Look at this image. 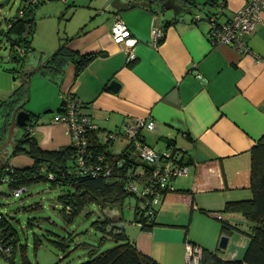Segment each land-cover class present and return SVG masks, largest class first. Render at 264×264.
I'll list each match as a JSON object with an SVG mask.
<instances>
[{
	"label": "crops",
	"instance_id": "obj_1",
	"mask_svg": "<svg viewBox=\"0 0 264 264\" xmlns=\"http://www.w3.org/2000/svg\"><path fill=\"white\" fill-rule=\"evenodd\" d=\"M175 1L101 0L99 16L63 40L69 50L101 54L76 76L71 63L54 81L34 73L56 92L57 99L52 95V103L45 105L55 106L54 113L60 95L71 94L96 125L99 138L133 119H150L154 127L140 130L142 140L150 147L159 143L158 152L171 144L186 161L185 173L169 181L150 230L121 214L123 232L137 252L159 264H184L185 243H190L215 251L222 260H240L251 223L225 206L251 198L249 150L264 127V8L251 31L241 34L247 51L239 53L229 45L211 43L207 22L192 20L199 11ZM222 2L217 22L248 0ZM112 13L120 15L130 32V61L126 47L110 39ZM154 26L163 30L156 45L151 43ZM111 80L118 84L115 91L107 88ZM53 114L39 115L31 127V135L45 150L69 144L65 124L50 122ZM117 139L122 144L109 149L111 153L127 143L122 136ZM25 161L30 164V159ZM220 235L227 237L223 248L217 246ZM3 261L0 264H7Z\"/></svg>",
	"mask_w": 264,
	"mask_h": 264
},
{
	"label": "trees",
	"instance_id": "obj_2",
	"mask_svg": "<svg viewBox=\"0 0 264 264\" xmlns=\"http://www.w3.org/2000/svg\"><path fill=\"white\" fill-rule=\"evenodd\" d=\"M220 1L180 0V3L182 7L186 6L188 9H193L192 12H194L201 11L208 6L216 7ZM41 2L24 7L20 16L15 12L12 16L3 19L5 31L2 34L5 40L9 42L7 57L16 63L21 61L22 64V58L25 56L26 51L31 48L29 42L34 25L33 9ZM208 12L215 13L213 10H208ZM162 37L159 39V42ZM14 47H17L21 54L17 51L15 52ZM99 54L101 52L81 54L78 51L66 48L63 41H58L56 49L35 70L54 81V79L60 78L65 65L71 63L73 75L76 76ZM28 74L30 72L26 73L25 77ZM19 99V90H14L6 98L0 99V109L2 112L0 114V144L6 137L10 112L14 107L19 105H17ZM62 104L63 101L60 97L56 112L61 110ZM28 116L29 118L24 126L20 127L23 131L21 135L12 140L9 149L6 147L4 151L0 152V181H2V178H5V183L12 191L39 180H48L50 186H66L67 190L60 194L57 199L61 204V213L66 216H72L77 213L87 201H95L97 206L103 210V208H109L114 204H120L124 198H132L134 204L130 208L132 211L130 221L135 222L142 230L147 231L151 229L154 225L153 218L156 207L146 205L140 208L137 205L138 197L132 192H128L124 187L127 181L125 174L126 166H128L125 160L130 150L127 141L121 151L111 153L107 147L112 140L103 141V135L99 138L96 134L97 128L89 131L87 135V151L91 157L89 160L96 161L95 156L102 155L101 167L104 164H106L105 166L110 165L111 171L105 176L80 174L75 163L74 147L69 143L54 150L40 148L28 129V127L31 128L36 123L39 114L28 112ZM109 132L112 131H106L104 134ZM115 132L117 133V131ZM140 134L139 137H141ZM167 146H171V144H167ZM171 147L173 152L179 154L174 146ZM17 154L26 155L30 159V164L23 167H9L7 159ZM249 155V188L251 198L245 202L225 206V209L239 211L251 223V227L246 233L248 242L243 255L240 260H222L217 256L215 251L200 248L196 264H264V127L260 138L250 148ZM119 159L123 162L120 167L115 168L113 164ZM179 162L187 164L185 160L182 161V156H180ZM105 217L92 222V225L103 235L99 243L110 240L113 242V245L96 251L85 243L81 244V247L86 248V258L76 264H159L148 256L136 251L133 243L128 240L123 232L122 226L125 220L121 215L110 218ZM223 227H225L224 224H222ZM0 241L1 244L10 247L9 255L6 256L0 251V257L7 264H13L11 253L17 239L14 230L9 224V220L3 214H0ZM53 243L60 249H63L65 246L62 242ZM18 248L21 264H32L24 254V247L18 244Z\"/></svg>",
	"mask_w": 264,
	"mask_h": 264
},
{
	"label": "rangeland",
	"instance_id": "obj_3",
	"mask_svg": "<svg viewBox=\"0 0 264 264\" xmlns=\"http://www.w3.org/2000/svg\"><path fill=\"white\" fill-rule=\"evenodd\" d=\"M1 1L0 99L6 98L14 90H19L20 99L17 105H21V109L40 116L51 115L55 111V106L45 105L52 103L51 96L56 97V92H53V87L34 73L35 69L56 49L58 41H63L78 26L99 16L96 14V8L98 10L101 7L99 6L101 0H45L34 7V25L29 42L31 48L22 58V64L21 61L16 63L7 57L9 42L2 34L5 31L3 19L16 12L20 0H7L3 5ZM178 2L180 1H175L176 4ZM209 9L215 11L216 7L208 6L203 13H207ZM14 48L15 52L20 53L17 47ZM22 72H30V74L25 77L26 73ZM47 107L51 111L43 113ZM22 132L20 127L12 126L7 149L10 148L12 140L19 137ZM120 144H122L121 140L116 138L112 146L107 148L116 150ZM160 146L159 143L151 145L155 150ZM2 151L4 149L0 152ZM28 159L24 154L13 155L7 159V165L23 167L27 164L25 160ZM66 190L67 187L64 185L50 186L48 180H39L26 184L19 197H14L7 184L3 180L0 181V214L5 215L9 220L17 239L11 253L13 264H21L18 244L24 247V254L32 264H76L86 258V248L81 247V244L85 243L96 251L113 245L110 240L99 243L103 235L93 227L92 222L104 216L115 217L114 213L122 214L125 219H131L132 211L126 206L133 204L132 198H124L120 204H114L103 210L95 201H87L77 213L66 216L61 213V204L57 201L58 196ZM53 242H62L65 246L60 249ZM2 262L4 261L1 257L0 263Z\"/></svg>",
	"mask_w": 264,
	"mask_h": 264
},
{
	"label": "built area",
	"instance_id": "obj_4",
	"mask_svg": "<svg viewBox=\"0 0 264 264\" xmlns=\"http://www.w3.org/2000/svg\"><path fill=\"white\" fill-rule=\"evenodd\" d=\"M44 0H20L16 14L20 16L24 7L37 4ZM222 0L216 5L215 13L204 14L201 11L192 14V20L204 19L208 24L206 37L211 43H221L229 45L239 53L247 51L240 36L242 33L249 32L253 28L255 21L259 19L258 13L264 8L263 0H248L239 10L229 16L222 22H217V17L222 10ZM110 39L114 44H122L126 47V61L134 58L130 48V32L118 13L110 15ZM163 36L162 29L154 26L151 29V43L156 45ZM63 104L61 110L55 112L50 122L63 123L67 127L69 134V143L75 149V163L78 173L90 175L105 176L111 171V166L106 164L101 167L102 155L95 156V160H89L91 157L87 151L88 132L96 129V125L90 117L81 111V102L70 94L60 95ZM154 127L152 120L133 119L131 122H125L117 133L115 131L103 134L102 140H114L117 136H122L129 143L130 150L127 153L126 183L124 185L128 192H132L138 197L137 205L156 207L164 193L168 190L169 181L186 171V164L180 163V155L172 151L171 146L166 145V149L158 152L148 146L142 137H139L140 130L150 131ZM31 134V128H29ZM183 161V159H182ZM122 160H116L113 166L118 168ZM50 178V175H49ZM6 182L5 178H2ZM23 187L12 191L14 197H19ZM134 204V203H133ZM127 205V208L133 206ZM138 207V208H139ZM149 212V211H148ZM0 251L4 255H9L10 247L1 244ZM200 248L198 246L185 243L184 264H196L199 257Z\"/></svg>",
	"mask_w": 264,
	"mask_h": 264
},
{
	"label": "water",
	"instance_id": "obj_5",
	"mask_svg": "<svg viewBox=\"0 0 264 264\" xmlns=\"http://www.w3.org/2000/svg\"><path fill=\"white\" fill-rule=\"evenodd\" d=\"M6 2H7V0H2L1 4L3 5ZM22 73H26V72H22ZM19 76H20V74H19ZM26 84H27V81H26ZM25 87H26V85L24 86V90H25ZM117 87H118V84L116 83L115 80L109 81V83L107 85V88L112 90V91H115L117 89ZM25 99H26V97H25ZM19 107H20V105L14 107L11 110V112H10L9 120H8V126H7V131H6V138H5V141L0 145V151L3 150L4 148H6V146H7L8 140L10 138L11 127L13 125L17 126V127L24 126V124L26 123V121L29 118L28 112L23 110V109H21V108L19 109ZM49 111L50 110L47 109V110H44L43 113L49 112ZM226 240H227L226 235H220V237L218 239V242H217V246L220 247V248H223L225 246V244H226Z\"/></svg>",
	"mask_w": 264,
	"mask_h": 264
}]
</instances>
